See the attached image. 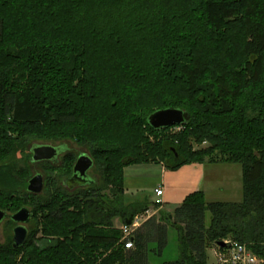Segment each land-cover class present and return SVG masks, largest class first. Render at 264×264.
<instances>
[{
  "label": "trees",
  "instance_id": "trees-1",
  "mask_svg": "<svg viewBox=\"0 0 264 264\" xmlns=\"http://www.w3.org/2000/svg\"><path fill=\"white\" fill-rule=\"evenodd\" d=\"M167 107L188 122L153 129L149 114ZM34 139L86 146L99 181L66 193L70 153L46 164L43 193L28 192L19 162ZM206 161L241 166L240 201L195 191L174 220L143 221L125 248L114 219L159 203L124 194L123 169ZM23 206L34 227L18 248L0 241V264H151L168 226L177 257L158 264H208L225 238L264 260V0H0V209Z\"/></svg>",
  "mask_w": 264,
  "mask_h": 264
},
{
  "label": "crops",
  "instance_id": "crops-1",
  "mask_svg": "<svg viewBox=\"0 0 264 264\" xmlns=\"http://www.w3.org/2000/svg\"><path fill=\"white\" fill-rule=\"evenodd\" d=\"M219 164L221 163H213V165ZM230 164L232 172L229 175L234 174V178H228L224 190L229 198L222 201H236L239 196L242 197L241 166ZM215 170L213 168L214 173ZM206 172V165L200 162L184 164L175 170L166 168L162 162L133 164L123 169V189L129 196L139 199L148 198L151 202L160 201L157 209L167 212L174 210L187 195L195 191L201 190L205 197L206 194L214 191L215 180L218 179H215V174L212 173L214 177L211 178V183H206ZM157 188L162 190L160 195L155 194ZM117 221L116 218L113 222Z\"/></svg>",
  "mask_w": 264,
  "mask_h": 264
},
{
  "label": "rangeland",
  "instance_id": "rangeland-1",
  "mask_svg": "<svg viewBox=\"0 0 264 264\" xmlns=\"http://www.w3.org/2000/svg\"><path fill=\"white\" fill-rule=\"evenodd\" d=\"M149 140L154 142L158 139L161 138V135H159L158 137H155L154 135H148ZM63 142H67L68 145L70 146V153L72 155H74L75 157L77 156V154L79 152H87L88 148L86 146L83 145H78L75 142L68 140V139H64V140H59V141H48V140H42V139H34L29 143V147L33 144H41V143H52V144H57V143H63ZM192 148L193 150H198L201 148H204L206 146H208L207 142H203L202 144H198L195 141H192ZM28 149V148H27ZM28 152V150H27ZM59 160H61V157L59 158ZM63 162V161H62ZM228 162H224L219 165H213V163L210 162H205L204 164L206 165V183H211V178H213L215 176V183H216V187L214 188V191L211 193L206 194V200L207 201H213V200H219L222 201L223 199L226 200V198H229L226 194V190H224L227 187V182L229 181L228 178H234V174H230L232 171V166H230L231 164H227ZM25 164L28 165L29 170H30V175L35 174L36 172H40L43 173V175H47V171H44V167L46 165H44L43 163H33L30 160H28L27 162H24L22 160H20L19 165L24 166ZM234 165H237L236 167H238V164L233 163ZM62 165V163H61ZM213 168H215V173L213 171ZM58 170H54V172L52 173V176L55 175L57 176L58 174ZM89 173L91 175H94L96 177V181H99V173L97 168L95 167V165L89 170ZM215 174L214 176L212 175ZM57 174V175H56ZM55 178V177H54ZM61 180V179H60ZM213 182V181H212ZM238 182V181H237ZM59 183V180H58ZM221 188V189H220ZM102 194L104 193L103 191L101 192ZM106 193H108L106 191ZM124 194H126L124 192ZM128 195V194H126ZM109 196L111 197V194L109 193ZM241 196H239L236 201H240ZM131 197H127V199H125V201L131 202ZM75 205L73 204V206H71V209L74 207ZM146 212H142V213H138L141 216H147L149 214H153L155 215L157 218L160 217V213L159 211H164V210H159L157 208H155L153 205H149ZM171 213V220H174V212L173 210L171 211H167ZM166 210L164 211V213H167ZM114 227L120 229L121 224H123V222L120 224V220L118 219L117 222H114ZM14 226V224H10L6 221H3L2 223H0V241L4 242V240L6 239L7 236H10L12 239V227ZM28 230H32L34 227V222L33 220L27 224ZM122 232V231H121ZM42 234L39 232L37 234V237H40ZM123 235V234H122ZM123 237V236H122ZM122 237L120 239L121 243H125V240H122ZM39 245H41V243L39 242ZM213 245L208 248L207 250V257H208V264H217V260L216 257L213 255L212 249ZM177 252H178V242H177V231L175 230L174 227L172 226H168L167 228V244L166 247L164 248L162 255L161 256H157L153 253H149V262L151 264H158L161 261H169V260H173L177 257Z\"/></svg>",
  "mask_w": 264,
  "mask_h": 264
},
{
  "label": "water",
  "instance_id": "water-1",
  "mask_svg": "<svg viewBox=\"0 0 264 264\" xmlns=\"http://www.w3.org/2000/svg\"><path fill=\"white\" fill-rule=\"evenodd\" d=\"M189 120V113L183 109L175 107H167L153 111L149 114L147 121L149 125L156 130L168 128L174 125H182ZM61 151L60 147L51 144H33L29 152L31 161L54 160ZM174 151V150H173ZM175 156L177 155L176 152ZM93 166V159L87 153H81L74 165L71 180H78L81 184L87 181V171ZM44 188V179L41 173L33 174L28 180L26 190L32 194H40ZM171 217V216H170ZM5 219H11L15 225L12 228V246L18 248L24 244L28 235L27 224L31 219V211L29 207L23 206L14 213H7L0 209V223ZM133 215L124 220V223L130 225ZM220 247L224 246V242L219 240L216 242Z\"/></svg>",
  "mask_w": 264,
  "mask_h": 264
},
{
  "label": "built area",
  "instance_id": "built-area-1",
  "mask_svg": "<svg viewBox=\"0 0 264 264\" xmlns=\"http://www.w3.org/2000/svg\"><path fill=\"white\" fill-rule=\"evenodd\" d=\"M170 128L173 129V131L179 130L181 128V125H174ZM161 193V189H155L156 195H160ZM155 202L159 203L160 201ZM145 212L147 213L148 211ZM153 214H149L145 217L138 214L133 216V220L130 225H127L124 222L123 224H121L120 230L123 234L122 240H125V248L133 247V233L143 221H145ZM222 241L224 242L223 247H220L219 245H217V243H215V245H213V248H211L213 255L216 257L217 264H263L264 260L252 253L248 249L246 244L234 241L230 238L222 239Z\"/></svg>",
  "mask_w": 264,
  "mask_h": 264
},
{
  "label": "flooded vegetation",
  "instance_id": "flooded-vegetation-1",
  "mask_svg": "<svg viewBox=\"0 0 264 264\" xmlns=\"http://www.w3.org/2000/svg\"><path fill=\"white\" fill-rule=\"evenodd\" d=\"M41 144H51V145H54V146H56V147H60V149H61V151L59 152V155L56 157V159H54V160H43V161H37V162H34V161H31V159H30V161L31 162H33V163H43L44 165H46V164H51V165H53V166H55V167H60V166H62V165H64L63 164V159H64V157L66 156V154H70V151H71V149H70V146L68 145V143L67 142H63V143H57V144H52V143H41ZM31 147V146H30ZM30 147H29V149H30ZM81 153H87V152H79L78 154H77V156L75 157V159H74V162H73V165H74V163H75V161H76V159H77V157L81 154ZM87 154H89V153H87ZM30 157H31V155H30ZM61 157V160H59V158ZM61 163H62V165H61ZM73 165H72V168H71V170H70V172L68 173V174H66V175H64L62 178H60L61 180H60V182H59V184H60V186L64 189V191L66 192V193H68V194H74V193H77L79 190H83V189H86V188H88V187H90L91 185H93V184H95V182H96V177L94 176V175H91L90 173H89V170L93 167H91L88 171H87V181L85 182V183H83V184H81L78 180H71L70 179V177L72 176V174H73V171H72V169H73ZM45 171V170H44ZM46 172V171H45ZM36 173H40V172H36ZM35 173V174H36ZM42 174V176H43V179H44V182H45V178H46V176L47 175H43V173H41ZM32 176V175H31ZM30 176V177H31ZM43 190H44V188H43ZM41 193H43V191L41 192ZM40 193V194H41ZM7 219H5L4 221H6ZM14 225H15V223H14ZM13 228V227H12Z\"/></svg>",
  "mask_w": 264,
  "mask_h": 264
}]
</instances>
